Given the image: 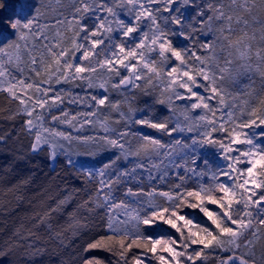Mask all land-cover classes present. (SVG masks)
<instances>
[{
	"label": "snow or ice",
	"instance_id": "obj_1",
	"mask_svg": "<svg viewBox=\"0 0 264 264\" xmlns=\"http://www.w3.org/2000/svg\"><path fill=\"white\" fill-rule=\"evenodd\" d=\"M10 28V118H25L32 153L96 185L79 206L101 217L80 264H264V0H41Z\"/></svg>",
	"mask_w": 264,
	"mask_h": 264
},
{
	"label": "trees",
	"instance_id": "obj_2",
	"mask_svg": "<svg viewBox=\"0 0 264 264\" xmlns=\"http://www.w3.org/2000/svg\"><path fill=\"white\" fill-rule=\"evenodd\" d=\"M18 1L0 0V43L15 38L10 22L25 17L26 13L13 6ZM39 1L30 0L28 12ZM12 105L0 94V249L11 247L7 255L0 256V264H80L85 238L97 231L101 217L79 207L88 197L82 177L61 160L53 164L46 151H30L23 120L10 118ZM45 212L50 216L37 227ZM18 229L20 235H14ZM28 240L36 242V252H28Z\"/></svg>",
	"mask_w": 264,
	"mask_h": 264
},
{
	"label": "rangeland",
	"instance_id": "obj_3",
	"mask_svg": "<svg viewBox=\"0 0 264 264\" xmlns=\"http://www.w3.org/2000/svg\"><path fill=\"white\" fill-rule=\"evenodd\" d=\"M45 2H48V0H45ZM51 2L54 4L55 3V0H51ZM40 3H41V0L39 1V5L38 6H40ZM29 5H30V0H19L18 2H15L14 3V7L16 8V9H18L21 13H26L25 14V17L24 18H26V16H28V15H32V14H34V11L33 12H28L29 11ZM37 6V7H38ZM185 11V14H186V17L189 19V20H191V17L194 15V12H195V9L194 8H191V7H189V8H187V9H185L184 10ZM54 22V21H53ZM16 39V36H15V38H13L12 40H15ZM12 40H9V41H12ZM8 41V42H9ZM179 43H182V44H186L187 42L186 41H179ZM37 47L39 48L40 47V45L38 44L37 45ZM24 57H25V60H27V53H25L24 54ZM243 83H249V81H247V80H245ZM259 85H260V82H259V79L257 78L256 79V84H255V87H257V88H259ZM62 87H69V86H67V85H65V86H62ZM74 91H79V89H75ZM137 96H138V103L141 105V106H143V104H144V102L145 101H147L149 104H152L153 105V107L155 108V109H157L158 110V112L159 113H161L162 115H167L168 113H167V109L164 107V106H162V105H158V104H155L154 103V96H145V95H143L142 93H137ZM116 98H119V97H116ZM70 111H72L73 113L77 110V106L76 105H70V104H66L65 105ZM15 108H16V105L13 103V105H12V107H11V111H10V113H12V112H14L15 111ZM16 118H21L22 120H24L25 118L23 117V116H17ZM57 128H59L60 130H63V131H66V132H71V129H69V128H66L65 126H63V125H59V124H56L55 125ZM140 131H142V132H144V133H147V134H149V135H153V136H159L160 134H158V133H156V132H154L153 130H151V129H141ZM72 135H77V133H71ZM79 135H82V136H92V135H102V133H98L95 129H93V128H91V127H86L81 133H79ZM26 136L28 137V139L31 141V139H30V137L26 134ZM164 140H168L169 138L168 137H166V136H164V137H162ZM179 138V137H178ZM86 147L87 146H80V151H85V149H86ZM209 152H211V151H214V150H212V149H209L208 150ZM40 153V152H39ZM35 154H37V153H35ZM113 156V153L112 152H110V151H103V152H99L98 154H97V156L95 157V159L93 160V163L96 165V167H100V166H102L103 165V163H105V162H107L108 160H109V158L110 157H112ZM49 157V156H48ZM73 159H76V157L75 156H73ZM84 159H91V158H89V157H85V156H81L80 157V160H84ZM57 160H61V161H63L64 162V157L63 156H60V157H58L56 160H51V162L54 164ZM124 165H123V163H122V167H123ZM68 167V166H67ZM71 170H72V172L74 173V175H77V173H76V171L75 170H73L72 168H70ZM146 175H147V173H144V176L146 177ZM77 177H78V175H77ZM131 178H129V180H130ZM87 187H86V191H87V193L89 194L90 192H92V191H94V189H95V183H92V184H88V185H86ZM127 186H130V187H132L133 188V190H135V189H137L138 187H141V186H143V187H145V188H147V186H148V181L147 180H145L144 181V183H143V185H141V184H139V183H137V182H131L129 185H127ZM124 185H122L121 186V189H120V192H118L117 193V197L118 198H123L122 197V192H123V190H124ZM159 187H161V188H164L165 187V185H159ZM65 201V200H64ZM68 201H69V199L67 200V201H65V204H67L68 203ZM197 215H199V214H197ZM28 244H30L32 247L31 248H29V253H34V252H36V242L35 243H30V242H28ZM29 247V246H28Z\"/></svg>",
	"mask_w": 264,
	"mask_h": 264
},
{
	"label": "bare ground",
	"instance_id": "obj_4",
	"mask_svg": "<svg viewBox=\"0 0 264 264\" xmlns=\"http://www.w3.org/2000/svg\"><path fill=\"white\" fill-rule=\"evenodd\" d=\"M29 242H31L30 240H28ZM30 245V244H29ZM29 248V247H28Z\"/></svg>",
	"mask_w": 264,
	"mask_h": 264
}]
</instances>
